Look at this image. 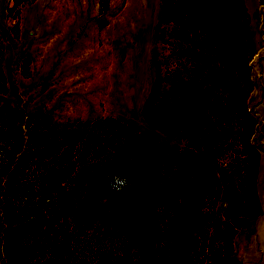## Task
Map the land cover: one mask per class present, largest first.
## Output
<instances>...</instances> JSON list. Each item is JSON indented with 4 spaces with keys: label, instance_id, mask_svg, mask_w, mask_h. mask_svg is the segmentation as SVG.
Returning <instances> with one entry per match:
<instances>
[{
    "label": "rangeland",
    "instance_id": "374dc122",
    "mask_svg": "<svg viewBox=\"0 0 264 264\" xmlns=\"http://www.w3.org/2000/svg\"><path fill=\"white\" fill-rule=\"evenodd\" d=\"M0 264H264V0H0Z\"/></svg>",
    "mask_w": 264,
    "mask_h": 264
},
{
    "label": "trees",
    "instance_id": "16d2710c",
    "mask_svg": "<svg viewBox=\"0 0 264 264\" xmlns=\"http://www.w3.org/2000/svg\"><path fill=\"white\" fill-rule=\"evenodd\" d=\"M252 191H253V195H254V199L256 201V204L259 205L258 196H257V190H256L255 186H253ZM198 217H199V215H198ZM28 230H29V227L24 225V226L20 227L18 230L15 231V235H18V234L22 235L25 232H27Z\"/></svg>",
    "mask_w": 264,
    "mask_h": 264
}]
</instances>
